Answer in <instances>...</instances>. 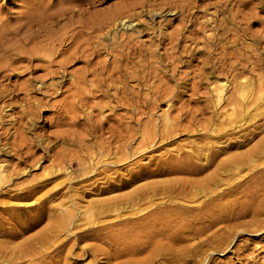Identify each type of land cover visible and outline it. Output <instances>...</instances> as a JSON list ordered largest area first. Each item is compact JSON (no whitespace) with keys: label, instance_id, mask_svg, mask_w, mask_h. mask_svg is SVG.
Segmentation results:
<instances>
[{"label":"rangeland","instance_id":"rangeland-1","mask_svg":"<svg viewBox=\"0 0 264 264\" xmlns=\"http://www.w3.org/2000/svg\"><path fill=\"white\" fill-rule=\"evenodd\" d=\"M123 12L126 19H118ZM225 82V101L217 104L213 88ZM242 82H250L252 96H264V0H0V162L11 174L0 186V226L19 227L10 218L18 212L30 224L45 205L46 216L24 237L48 235L49 251L61 245L49 264H65L72 243L67 263L82 247L103 245L105 238L68 240L54 218L117 194L109 190L140 173L189 179L175 171L226 138L246 142L231 152L248 151L258 138L253 125L222 141L208 130L227 121L222 112L237 102H225ZM249 167L233 170L245 191L224 197L225 209L250 198ZM9 199L25 205L6 211L1 203ZM220 226V238L208 241L184 229L189 239L178 242V259L163 263L264 264V228L244 226L227 246L222 234L230 223ZM136 242L128 238L113 252ZM145 254H85L75 264H123Z\"/></svg>","mask_w":264,"mask_h":264},{"label":"bare ground","instance_id":"bare-ground-1","mask_svg":"<svg viewBox=\"0 0 264 264\" xmlns=\"http://www.w3.org/2000/svg\"><path fill=\"white\" fill-rule=\"evenodd\" d=\"M117 16L120 20L127 17L124 12L117 14ZM123 22L122 25L125 24ZM251 86L250 82L239 84L235 89L233 99L225 102L226 106L237 102V105L232 106L230 111L224 110L222 112L227 121L212 124L208 128L217 140L222 141L223 138L231 135L234 131L248 129L253 125L251 136H253L252 138H258L248 148V151L246 150L245 153L243 151L231 152L235 147L240 148L245 141L230 142L229 138H226L222 141V143H225L224 145H215L217 149L212 154L208 152L211 148L209 145L199 148L198 158L201 161L175 171L180 175L183 173L190 175L191 178L189 179L156 180L155 175L150 172L140 173L138 176H133L130 180H125L119 186L109 190L111 193L116 190L117 194L92 201L86 207L84 205L83 210H81L82 208L78 210L75 208L65 209L60 217L54 218V220L58 227L66 230L68 240H70V237H75L74 239L78 243L86 238L106 239L101 246L82 247V252L74 255L73 260L67 263L71 259V249L75 245V243H72L68 249L70 255L65 257V264H75L85 254L91 255L93 260H96L99 254L102 253L109 260L118 256L134 257L146 253L141 259L123 264H164V261L178 259L181 250H179L177 244L185 240L187 236L197 238L200 241L212 240L217 235L220 238L219 228L221 226L218 227L220 223H224V225L226 222L230 223V227L226 226L227 230L225 229L222 234L228 242L227 246L233 241L236 233L244 230V226L251 224L253 227H260H255L258 231L259 229L262 230L264 228V102H262L264 96L258 95L259 92H255L258 96L256 97L253 94V97ZM227 88V83L219 84V86L213 88L217 104L225 101ZM167 113L164 114H166L168 122L172 118L170 117V119ZM260 121L262 122L260 123ZM209 137H212V135H209ZM1 162L0 186L11 175L5 168L7 165L4 167ZM244 164L249 165V169L252 170V174L250 172L251 175H249L250 187L247 186L249 180L247 183L245 182L246 191L249 190V193L245 192V194L248 193L250 198L248 195L243 196L240 198H245L242 199V202L239 199L235 203L232 202V204H237L236 207L231 208L229 206L225 209L224 207L228 206L229 200L224 199V197L232 195L235 191L237 192V188L242 187L244 189L243 180L245 181V179L234 181L232 178L235 175H233V170H240V167ZM212 167L215 168L210 171ZM204 172L210 173L199 177ZM128 187H130V190H123L128 189ZM121 190L123 191L119 192ZM259 192H262V194H258ZM11 197L15 200L17 198L13 194ZM1 205L6 211L15 210L17 212L21 211L25 204L20 200L9 199L3 201ZM41 209L40 216L30 224L22 221L21 217L23 215L18 212L10 218L19 227L0 226V264H22L24 260L28 261V264H49V257L52 258L54 252L58 255L62 253L63 250H59L61 247L59 244L52 251L48 250V235L24 237L26 230L31 229L42 220L41 218H44L43 216H46V206L43 205ZM243 218L250 219L241 221ZM81 220H85L82 228H80ZM200 223V227L196 228V224ZM191 224H193L194 229L191 228ZM113 225H121L117 234L110 235L102 232L98 234L95 232ZM57 229L55 226L54 231H57ZM184 229H190L189 235H184ZM57 233L55 235H58ZM131 237L137 240L135 245L114 248L115 252H113L114 245L123 244L126 239ZM19 238H22V240L17 241ZM142 238H145V241ZM26 245L31 246L34 251L27 252L28 249H23Z\"/></svg>","mask_w":264,"mask_h":264}]
</instances>
